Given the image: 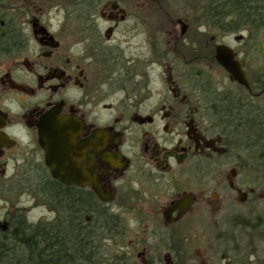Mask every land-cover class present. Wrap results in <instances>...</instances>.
Masks as SVG:
<instances>
[{
  "label": "flooded vegetation",
  "instance_id": "obj_1",
  "mask_svg": "<svg viewBox=\"0 0 264 264\" xmlns=\"http://www.w3.org/2000/svg\"><path fill=\"white\" fill-rule=\"evenodd\" d=\"M122 2L0 0V237L64 231L91 264H183L200 180L224 167L238 203L264 197V29L185 37ZM162 231L158 254L144 243Z\"/></svg>",
  "mask_w": 264,
  "mask_h": 264
},
{
  "label": "rangeland",
  "instance_id": "obj_2",
  "mask_svg": "<svg viewBox=\"0 0 264 264\" xmlns=\"http://www.w3.org/2000/svg\"><path fill=\"white\" fill-rule=\"evenodd\" d=\"M122 3L127 5L130 12L129 21H145L154 24L181 20L188 26L185 37H191L195 30L197 21L192 19V13L189 11L191 9L188 5L185 6L183 0H123ZM179 27L178 24L175 29L177 35ZM199 30L208 31L207 28ZM240 33L242 32L236 34ZM229 175V170L222 167L205 176L204 181L200 180L202 186L197 189L199 193L196 192L200 197L197 205L199 214L196 216L188 214L184 219L181 238L184 242L186 260L183 264H228L230 261L227 259L232 258L233 255L244 256L246 246H249L251 238L255 237L257 233L261 238L255 243V247H250L252 250H257L258 256L253 255L250 259L253 262L256 261L252 264L264 263V197L260 195L262 191H258L256 194L259 195L254 199L251 196L244 204L238 203L235 193L227 190ZM235 180L237 181V178ZM203 200L204 202H202ZM167 201L168 199H165L163 202ZM219 207L220 210L216 214H212ZM37 213L43 214V210L39 209ZM129 222H132L133 228L139 231H143L148 224L145 220H138L137 223H133L134 220H129ZM165 231L160 232L158 237H150V239L147 237L148 242L144 244H151L153 252L160 249L158 254L164 253L165 247L161 243L165 241V238L161 235ZM250 247L249 249H251ZM105 254V260H109L114 253L110 250L109 255ZM223 258L226 259L223 260Z\"/></svg>",
  "mask_w": 264,
  "mask_h": 264
},
{
  "label": "trees",
  "instance_id": "obj_3",
  "mask_svg": "<svg viewBox=\"0 0 264 264\" xmlns=\"http://www.w3.org/2000/svg\"><path fill=\"white\" fill-rule=\"evenodd\" d=\"M183 2L185 6L190 7L192 19L206 23L208 30L214 28L224 33L245 32L256 36L264 29V0H183ZM104 229L108 233L109 226L105 225ZM67 238L64 231L58 232L55 237H42L40 248H36L33 236L0 237V264H91V259H86L87 253L81 247L82 236L73 235L71 249L67 248ZM22 239L25 241L21 242ZM1 244H4L3 248ZM227 260H231L232 264H242V259H237L236 254Z\"/></svg>",
  "mask_w": 264,
  "mask_h": 264
},
{
  "label": "water",
  "instance_id": "obj_4",
  "mask_svg": "<svg viewBox=\"0 0 264 264\" xmlns=\"http://www.w3.org/2000/svg\"><path fill=\"white\" fill-rule=\"evenodd\" d=\"M61 132L62 131L58 130V134H60L62 136V138L61 139H57V141H59V142L61 141L63 143L62 149H65L64 145H65V143L67 144L68 137L63 132L61 134ZM63 181H65V180H63ZM92 188L99 194V189L97 187H95V186L92 185ZM185 200H190V198H187L186 197L184 200L178 202V205H183V203L185 202Z\"/></svg>",
  "mask_w": 264,
  "mask_h": 264
}]
</instances>
